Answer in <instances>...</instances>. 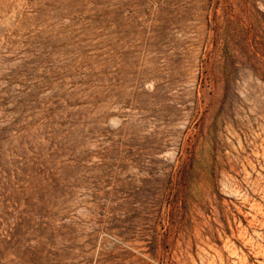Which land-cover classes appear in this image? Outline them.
I'll return each instance as SVG.
<instances>
[{
    "label": "rangeland",
    "instance_id": "374dc122",
    "mask_svg": "<svg viewBox=\"0 0 264 264\" xmlns=\"http://www.w3.org/2000/svg\"><path fill=\"white\" fill-rule=\"evenodd\" d=\"M0 264H264V0H0Z\"/></svg>",
    "mask_w": 264,
    "mask_h": 264
},
{
    "label": "bare ground",
    "instance_id": "6f19581e",
    "mask_svg": "<svg viewBox=\"0 0 264 264\" xmlns=\"http://www.w3.org/2000/svg\"><path fill=\"white\" fill-rule=\"evenodd\" d=\"M118 2H119V1H118ZM122 2H123V1H122ZM143 2H144V1H143ZM120 3H121V2H119V4H120ZM124 3H125V2H124ZM132 3H133V2H131V4H132ZM137 3H138V2H137ZM126 4H129V3H126ZM134 4H135V3H134ZM140 5H141V4H140ZM152 5H153V4H152ZM122 6H123V5H122ZM138 6H139V5H138ZM120 7H121V6H120ZM126 7H127V6H126ZM139 7H140V6H139ZM141 7H142V5H141ZM118 8H119V7H118ZM130 10H131V9H130ZM135 10H136V9H135ZM139 10H140V9H139ZM143 10H144V9H143ZM208 11H209V10H208ZM120 12H121V11H120ZM128 14H129V13H128ZM132 14H133V13H132ZM125 16H126V15H125ZM121 17H122V16H121ZM138 17H139V15H138ZM140 17H141V16H140ZM140 17H139V18H140ZM123 18H125V17H123ZM133 18H134V17H133ZM204 18H205V17H204ZM208 21H209V20H208ZM204 22H205V21H204ZM206 24H207V23H205L204 25H206ZM186 27H189V25H187ZM203 27H204V26H202V28H203ZM184 28H185V27H183V30H185ZM194 29H195V28H194ZM205 29H206V28H204V30H205ZM178 30H179V28H178ZM180 31H181V29H180ZM186 31H187V28H186ZM190 33H191V32H190ZM205 33H206V32H205ZM188 35H189V33H188ZM205 36H206V34H205ZM207 36H208V35H207ZM203 38H204V37H203ZM201 39H202V38H201ZM205 39H206V38H205ZM142 65L144 66V64H142ZM141 71H142V70H141ZM154 71H155V70H154ZM156 71H157V70H156ZM120 76H121V74H120ZM121 77H122V76H121ZM123 77H124V76H123ZM128 77H129V76H128ZM123 82H124V81H123ZM131 83H132V81H131ZM119 84H120V83H119ZM129 85H131V84H129ZM149 85H150V84H149ZM172 86H173V85H172ZM174 86H175V85H174ZM126 93H127V92H126ZM124 96H125V95H124ZM120 97H121V96H120ZM119 99H120V98H119ZM103 100H105V99H103ZM117 105H118V104H117ZM130 105H131V104H130ZM112 106H113V104H112ZM114 106H115V105H114ZM120 106H121V105H120ZM103 108H104V107H103ZM115 108H116V107H115ZM121 108H122V107H121ZM131 111H132V110H131ZM104 113H105V112H104ZM103 115H104V114H103ZM101 116H102V115H101ZM114 116H115V115H114ZM107 117H109V116H107ZM107 117H106V118H107ZM97 118H98V117H97ZM106 120H107V119H106ZM103 121H104V120H103ZM98 122H99V121H98ZM98 122H97V123H98ZM104 122H105V121H104ZM101 123H102V121H101ZM104 124H106V123H104ZM104 129H105V128H104ZM85 130H86V129H85ZM85 132H86V131H85ZM93 132H94V131H93ZM107 132H108V131H107ZM105 133H106V132H105ZM94 134H95V133H94ZM98 135H99V134H98ZM95 136H96V135H95ZM93 137H94V136H93ZM98 138H100V137H98ZM102 138H103V137H102ZM90 142H91V141H90ZM90 142H89V143H90ZM102 142H104V141H102ZM96 143H97V141H96ZM86 145H87V144H86ZM102 145H103V144H102ZM102 145H101V146H102ZM81 146H82V145H81ZM104 148H105V147H104ZM102 149H103V148H102ZM95 150H96V149H95ZM109 151H110V150H109ZM149 151H151V150H149ZM101 152H102V151H101ZM110 152H111V151H110ZM152 152H153V151H152ZM65 153H66V152H65ZM69 153H70V152H69ZM91 153H93V152H91ZM94 153H95V152H94ZM94 153H93V154H94ZM106 153H107V152H106ZM67 154H68V153H67ZM86 154H87V153H86ZM116 154H117V153H116ZM65 155H66V154H65ZM82 155H83V154H82ZM88 155H89V154H88ZM98 155H99V154H98ZM101 155H102V154H101ZM118 155H119V154H118ZM89 156H90V155H89ZM91 156H92V155H91ZM87 157H88V156H87ZM87 157H86V160H87ZM99 157H101V156H99ZM106 158H107V154H106ZM110 158H111V157H110ZM89 159H90V157H89ZM91 159H93V158L91 157ZM112 159H113V158H112ZM97 161H98V160H97ZM97 161H96V162H97ZM104 161H105V158H104ZM109 161H110V160H109ZM82 162H83V161H82ZM82 162H81V164H83ZM89 162H90V161H89ZM89 162H87V164H88ZM91 162H92V161H91ZM91 162H90V163H91ZM101 162H102V161H101ZM57 163H59V162H57ZM115 163H116V162H115ZM104 164H107V162L104 163ZM104 164H103V165H104ZM112 164H113V163H112ZM129 165H130V164H129ZM129 165H128V166H129ZM100 166H101V165H100ZM118 167H119V166H118ZM83 169H85V168H83ZM113 169H114V167H113ZM85 171H86V170H85ZM119 172H120V171H119ZM100 173H101V172H100ZM113 174H114V173H113ZM118 174H119V173H118ZM118 174H117V175H118ZM115 175H116V174H114V176H115ZM145 175H146V174H145ZM130 176H132V175H130ZM103 177H104V176H103ZM105 177H106V176H105ZM141 177H142V176H141ZM82 178H83V177H82ZM93 178H94V177H93ZM101 178H102V177H101ZM115 178H116V177H115ZM121 178H122V177H121ZM127 178H128V177H127ZM95 179H96V178H95ZM117 179H118V178H117ZM117 179H116V180H117ZM125 179H126V178H125ZM128 180H129V179H128ZM130 180H131V179H130ZM140 180H141V179H140ZM118 181H119V180H118ZM131 181H133V179H132ZM80 182H82V181H80ZM93 182H94V181H93ZM102 183H104V182L102 181ZM105 183H106V181H105ZM114 183H115V181H114ZM128 183H129V182H127V184H128ZM133 183H135V182H133ZM133 183H132V184H133ZM73 184H75V183H73ZM80 184H81V183H80ZM80 184H79V185H80ZM85 185H86V184H85ZM89 185H90V184H89ZM95 185H96V184H95ZM106 185H107V183H106ZM114 185H115V184H114ZM120 185H121V184H120ZM130 185H131V184H130ZM98 186H100V185H98ZM128 186H129V184H128ZM136 186H138V185H136ZM70 187H71V186H70ZM72 187H73V186H72ZM100 187H101V186H100ZM117 187H118V186H117ZM125 187H127V185H126ZM132 187H133V189L135 188L134 186H132ZM90 188H91V187H90ZM119 188H120V187H118V189H119ZM130 188H131V187H129V189H130ZM103 189H104V188H103ZM106 189H107V188H106ZM111 189H112V187H111ZM129 189H128V190H129ZM131 189H132V188H131ZM131 189H130V190H131ZM133 189H132V190H133ZM135 189H137V188H135ZM123 190H124V189H123ZM98 191H100V190H98ZM104 191H105V190H104ZM115 191H116V190H115ZM119 192H120V191H119ZM103 193H104V192H103ZM76 194H77V193H76ZM101 194H102V193H101ZM119 194L121 195V193H119ZM77 195H78V194H77ZM82 195H83V194H82ZM106 195H107V194H106ZM116 195H117V194H116ZM122 196H123V195H122ZM132 196H133V195H132ZM79 197H80V196H79ZM90 200H91V199H90ZM88 202H89V201H88ZM90 211H91V210H90ZM87 212H88V211H87ZM19 213H20V212H19ZM83 213H84V212H83ZM47 214H48V212H47ZM68 214H69V213H68ZM90 214H91V213H90ZM24 215H26V214H24ZM75 215H76V214H75ZM7 216H8V215H7ZM61 217H62V216H61ZM4 218H5V217H4ZM4 218H3V219H4ZM24 218H25V217H24ZM41 218H42V217H41ZM48 218H49V217H48ZM58 218H59V217H58ZM20 219H21V218H20ZM11 220H12V218H11ZM14 220H15V219H14ZM28 221H29V220H28ZM28 221H27V222H28ZM31 221H32V220H31ZM60 221H62V220H60ZM17 222H18V221H17ZM21 222H22V221H21ZM23 222H24V220H23ZM39 222H40V221H39ZM56 222H58V220H57ZM11 223H12V222H11ZM15 223H16V222H15ZM61 223H62V222H61ZM61 223H60V224H61ZM32 224H33V223H32ZM50 224H51V223H50ZM7 227H8V226H7ZM11 227H12V225H11ZM8 228H9V227H8ZM14 228H15V227H14ZM4 229H5V228H4ZM13 230H14V229H13ZM68 230H69V229H68ZM4 231H5V230H4ZM21 231H22V230H21ZM33 231H34V230H33ZM65 231H66V229H65ZM7 232H8V229H7ZM19 232H20V231H19ZM41 233H42V232H41ZM114 236H115V235H114ZM7 237H8V236H7ZM7 237H6V238H7ZM35 237H36V235H35ZM3 238H4V237H3ZM22 240H23V239H22ZM30 240H31V239H30ZM24 243H25V242H24ZM30 244H31V243H30ZM24 245H25V244H24ZM47 247H48V246H47ZM50 248H51V247H50ZM69 250H70V249H69ZM94 254H95V253H94ZM97 254H98V253H97ZM80 258H81V257H80ZM93 258H94V256H93ZM116 261H117V260H116ZM100 262H101V261H100ZM98 263H99V262H98Z\"/></svg>",
    "mask_w": 264,
    "mask_h": 264
}]
</instances>
